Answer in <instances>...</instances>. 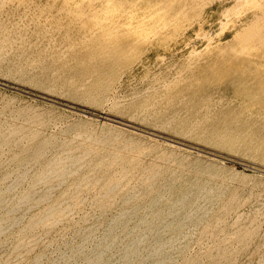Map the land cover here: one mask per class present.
I'll list each match as a JSON object with an SVG mask.
<instances>
[{
  "label": "bare ground",
  "instance_id": "6f19581e",
  "mask_svg": "<svg viewBox=\"0 0 264 264\" xmlns=\"http://www.w3.org/2000/svg\"><path fill=\"white\" fill-rule=\"evenodd\" d=\"M27 1H23L25 9L6 10L0 17V71L24 74L27 80L51 88L60 85L66 93L84 95L93 103L128 69L138 50L153 47L156 40L163 42L165 35L170 38L183 20L199 18L213 0H180L174 9L172 0ZM259 2L236 0L230 13L235 16L243 8L242 18L217 23L214 34H229L220 44L206 47L210 33L184 42L188 51L196 48L191 55L205 51L206 57L191 60L189 66L183 63L184 68L175 74H155L138 98L113 102L119 115L106 114L138 126L103 117L142 131L171 129L231 152L246 153L252 166L264 171V3ZM175 20H181L179 26L172 23ZM12 50L17 54L13 56ZM73 69L81 74L73 77ZM144 69L153 70L149 65ZM48 94L95 109L93 104L62 97L65 93ZM27 108L0 130V146L17 135L26 137L29 144L34 142L37 128L48 118L44 120L40 114L24 118ZM123 113L141 114L142 119H127ZM80 124H68L61 134L52 133L33 143L30 158L3 176L2 181L9 182L0 186V234L9 233L16 242L0 264L23 259L47 232L86 205L90 210L71 234L50 255L41 252L34 256L32 264L44 259L43 264H175L196 238L204 243L189 264H234L253 241L251 254L258 257L257 264H264V233L257 238L256 226L264 196L248 203L247 196L232 192L226 178H220L230 173L219 168V163L203 160L190 165L189 155H177L170 147L147 159L158 144H144L139 134H127L125 127L112 122L103 124L100 131L77 132ZM20 155L16 151L10 157L14 161ZM27 203L40 207L20 224L16 215ZM210 236L217 238L206 242Z\"/></svg>",
  "mask_w": 264,
  "mask_h": 264
},
{
  "label": "rangeland",
  "instance_id": "374dc122",
  "mask_svg": "<svg viewBox=\"0 0 264 264\" xmlns=\"http://www.w3.org/2000/svg\"><path fill=\"white\" fill-rule=\"evenodd\" d=\"M17 1L18 0H16L15 2H14V0H0V7H1L0 8V17L2 15H6L8 12L21 11V10L26 8L27 4L23 3L24 0H19L20 3ZM259 1H260L259 3H264V0H259ZM181 3L182 2L180 0H177V1L172 0L171 1L172 8L174 9L177 5H180ZM235 3H236V0H232V1L231 0H215V1L213 0L202 11V13H201L202 17L200 16L199 18H196L193 20H191V19L183 20L184 23L181 24V26L179 28L176 27L178 30L176 29L175 34L171 35L170 38H168L166 35L164 36L166 38L165 39L166 41L163 40V38L161 37L159 40H163V42L156 40V41H153V47L143 46L141 48V50H138V53L134 56L135 60H133V62H131L129 64L130 65L128 67L129 70L126 69L120 76H118L116 78V80L110 82L108 84L110 87L108 86V88H106L102 92V94H104V95L101 98H99L98 100L94 101L93 103H89L88 99H86L87 97L84 95L80 96V95H75V94H71V93H66L65 89H63L62 86H60V85L59 86H53L54 88L53 87L51 88V86H46L40 82H36V81L33 82V81L27 80V78L24 74H18V75L13 74L12 75V73L9 74L8 71H0V107H1L0 108V114L1 115L3 114L0 117V123L2 122L1 126H0V130L4 129L5 126L7 125V123L13 121V119H11V118H14L15 116H17L21 110H26L27 107H28L27 108L28 112L25 113V116H23L24 118L30 117V116L35 115V114L42 115L41 118L44 120L48 118L47 120L44 121V123L40 127L37 128L38 134H37L34 142H31L29 144L26 137H23V135H17L16 137L12 138L10 140V142H7L4 145L0 146V165L2 164V166L0 167V182H1L0 186L2 187L5 185L6 182H9L8 179L6 180V182L2 181L4 179L3 176H5L6 174H12L10 172L13 169L19 167L20 164L23 165L26 162V160H28V158H30V155L35 151L34 147L36 145V142H39L40 140H42L45 137H48L52 133H60L61 129L68 126V124L71 125L73 123H81L77 127V132H83V131H86L88 129H95L97 131L98 130L100 131V129H102L104 127L103 124H105L106 122H112L114 124L125 127V131L127 134L128 133L133 134L134 136L139 134L138 137H141L145 141V142L143 141L144 144H147L150 141L151 142L148 144H151L153 142H154V144H152V145L158 144L157 146L160 149L157 146H154V148L149 152L147 159H151L152 157L158 155V153L160 151H162L163 148H165V147L169 148L170 147L169 149H172L174 151V153L177 155L181 154L182 152H183L182 154H185L186 156L189 155L188 156L189 158L187 160L189 161L190 165L196 163L197 161H203V160L206 163L212 164V165L213 164L216 165L215 163H219V165H220L219 168H222V169H224L230 173V174L224 173L223 176L220 178H222V179L226 178L225 180L228 181L226 183H228V185H231L229 188L232 192H234L235 194H239V195L241 194V196H247L249 198L248 203L255 200L258 196L263 197L264 196V171L253 167L252 163L250 161H248L250 159V157L246 153H241V152H237V151L231 152V151H229V149L223 147L222 145L209 143V142H206L203 140L200 141L199 139H196L190 135L187 136L181 132H176V131H173L171 129L165 128L167 131H165V129L163 131L162 130L163 127L155 126L153 124H150L149 122L148 123L146 122V124L158 127L159 130L163 131V133H162V131H153L150 129H148V130L145 129L144 130L145 132H144V131H142V129L140 130V129H136L135 127L125 126L121 123L114 122L111 120H107L106 118L103 117L104 115L109 116L108 114H106L109 112L113 113V114L119 113L118 111H115V106L113 105V102H115V105H116L117 103H120V102H129L130 100L138 98V96L140 94H142L145 91V89H147L144 87H147L151 84V81H152L151 79L154 78L153 76L155 74L158 73V74L166 75L167 72L175 74V73H177V71L180 68L182 69V67L184 66L183 63H186V66H187L188 64L190 65L192 62L191 60H193L195 58L206 57L208 55L207 54L208 52H205V51L203 52V49H198V48H197V51L203 52V53L201 55H191V53L196 48L192 49V51H188V49H185L186 43H190L189 40L193 39L194 37L196 38L198 36L202 37V34H206V33H210L212 35L210 39L205 40L204 44H206V47L210 46V45H218L221 42H223L229 34L228 33H221L220 35H216L213 33V31H214L217 23L220 22L221 20H234L236 18V21H237L238 19L242 18L241 13L244 10L243 8L240 9V11H239L240 13L235 15V16L230 13L231 12L230 9L232 8V6ZM22 4L24 5L23 7L21 6ZM225 8H228V10H225ZM173 9H172V11H173ZM6 10H8V12ZM173 12H176V11H173ZM238 15H240V16H238ZM180 21L181 20H179V21L175 20L172 23L175 26H179ZM50 22L51 21H47L46 24H49ZM198 23H200L201 26ZM208 24H210V25H208ZM208 26H210V27H208ZM173 28H175V27H173ZM180 32H182V33H180ZM160 35H161V31H160ZM181 40H182V42H180ZM184 42H186V43H184ZM184 50L186 51L185 53H184ZM174 52H178V54L173 56ZM10 53L13 56L17 54V52L14 50L10 51ZM188 53H190L189 54L190 56L188 55ZM159 54H162V55H159ZM187 58H188V60H187ZM157 59H159V61ZM169 62H173L174 64L173 63L169 64ZM133 64H134V66H133ZM147 65L151 66V68L153 69L152 72L150 69L147 70V72H145L144 68ZM80 74H81L80 71H78L77 69L71 70V75H73V77L79 76ZM4 75H7V77L5 76L6 77L5 78ZM1 77H4L5 79H2ZM17 78H18V80H17ZM134 78H136V79H134ZM8 80H11V81L8 82ZM14 80L17 83L12 82ZM29 82L32 84H30ZM11 85H12V87H11ZM34 85H36V86H34ZM49 87H50V89H49ZM25 90H28V91H25ZM49 91L51 94L54 93L57 96H61L62 93H65V94H63L62 97L68 98L70 100H74L78 103L85 104V105L93 104L95 109L88 108L84 105L76 104V103H73V102L68 101L66 99H62V98L50 95V94H48ZM141 91H142V93H141ZM44 92H47V93H44ZM38 93H39V95H38ZM136 93L138 94L137 96H135ZM55 97H56V99H55ZM127 98H129V99H127ZM52 99H55V100H52ZM60 102H64V103H60ZM65 103L75 104L76 106H79V107L82 106V108H86L87 110H89L90 113L82 111L80 109L72 108L70 106L65 105ZM23 107H25V108H23ZM29 108H31V109H29ZM41 110H44V111L41 112ZM43 114L45 115V117H43L44 116ZM50 116H51V118H49ZM129 116L130 115H128V114L125 115V113H123V117H126L127 119L132 120L133 117L135 118V119H133L134 121H137V120L141 121V119H142L141 114H139V117H138V115H133V117L132 116L129 117ZM110 117H113V118L120 120L122 122L127 121L125 119H121V118H118V117H115L112 115H110ZM48 120H50V121H48ZM127 122L129 123V121H127ZM130 124L136 125V124L131 123V122H130ZM101 125H103V126H101ZM55 126H57V128ZM136 126H138V125H136ZM41 127H42V129H41ZM52 127H54V128H52ZM52 131H54V132H52ZM152 131H153V133H152ZM154 132H156V134ZM168 133H171L172 135H170ZM174 134H176V136ZM180 135L183 138L185 136V139L188 138L192 141L195 140L196 143H193L191 141H187L185 139H181ZM167 136H169L170 138L173 136L172 137L173 139L176 138L177 140H180L182 142L192 144V145L194 144L195 146H198V147L200 146V149H195V148L188 146L186 144H183V143H180L177 141H173V140H169L166 138ZM17 138H19V139H17ZM147 140H149V141H147ZM204 145L215 148L217 150L215 151L214 149H211L209 147H205ZM27 147H29L28 151H27ZM13 148H15V149H13ZM208 150H210V152L215 151L216 153H219L220 155H224V157H218L217 155L210 153ZM16 151L17 152L21 151V155L13 161L11 159L12 153L14 154ZM186 151H187V153H186ZM222 151H223V153H222ZM26 152H28V153H26ZM153 152H154V154H153ZM177 152H179V153H177ZM230 152H231V154H228ZM189 153L191 154V156ZM196 156H197V158H196ZM7 158H10V159H7ZM2 159L4 161L7 159L8 161L6 160L7 162L5 161L6 163L3 164L4 161ZM253 159L257 162L262 163V160H260V159H255V158H253ZM1 161H3V162H1ZM221 165H223V166H221ZM231 169L234 170L235 173H234V171H230ZM231 172H233V173H231ZM237 172H238V175H237ZM233 175H235V177ZM232 176H233V178H232ZM47 201H45V202H47ZM232 201H233V199H232ZM232 201L230 203H232ZM248 203H247V205H248ZM32 205L36 206V204H34V203H29V204L27 203L24 206H22L21 210L18 211V213L16 215L17 216L16 221L22 220L21 222L20 221L19 222H20V224H23L27 221L28 217H30L34 212L38 211L40 205L37 204L36 207L32 206ZM27 206H29L28 207L29 211L26 210ZM30 207L32 208V210ZM24 210L26 212L23 214H25L26 217L23 218L24 215L22 214V212ZM89 210H90L89 205H86L85 207H83L81 209L75 210L71 214L72 216L70 215L67 219L59 222V224H57L56 227H53L49 232H47V234L42 239H40V242L38 241L36 243V245H34L32 247L33 250L30 249L27 252V254H25L23 259H19L17 261L13 260V262L11 261L7 264H10V263L14 264V261H15V264H29V263L32 264V260H33L34 256H36L37 254L43 252V253H47L48 255H50L53 252L54 248L56 246L60 245L63 242V240L71 234V230L75 226V224H77V221H79L81 216ZM21 214H22V216H21ZM232 215H233V213H232ZM256 220H257L256 223L258 222L256 225V226H258L257 227V232H258L257 238H258V236H260V234L264 233L263 232L264 226H262L264 224V208L261 210L260 214H258ZM46 236H47V238H46ZM216 238H217L216 236H210L205 240H206V242L207 241L209 242L210 240H213ZM15 242H16V238L12 237L11 235L9 236V233L0 234V253H1L0 254V263L4 257L3 254L4 253L7 254L8 252H10V249L13 247ZM203 243H204V241H199L196 238L191 244H189L186 247V249L179 256V258L177 259L175 264H189L188 263L189 258H191V256H193L195 254V251ZM254 244H255V241L251 242L250 244H247V247L243 248L245 250L240 252V254L237 257V259L235 260L234 264H257L256 260L258 257L257 256L254 257V255L251 254L252 249L254 248ZM36 246H37V248H35ZM44 262H45V259L42 260L41 264H43Z\"/></svg>",
  "mask_w": 264,
  "mask_h": 264
},
{
  "label": "water",
  "instance_id": "95a60500",
  "mask_svg": "<svg viewBox=\"0 0 264 264\" xmlns=\"http://www.w3.org/2000/svg\"><path fill=\"white\" fill-rule=\"evenodd\" d=\"M25 91H28V90H25ZM60 103H64V102H60ZM65 105H67V106H70V107H72V108H76V109H80V110H82V111H85V112H88V113H90V111L89 110H87L86 108H82V107H79V106H76L75 104H70V103H65ZM105 117H110V116H107V115H104ZM111 119H115V118H112V117H110ZM117 120V119H116ZM118 121H120V120H118ZM123 122H125V121H123ZM125 123H128V122H125ZM130 124V123H129ZM171 139H173V138H171ZM176 141H178V140H176ZM183 144H186V145H188V146H191V147H193V148H195V149H200L198 146H195V145H192V144H188V143H185V142H182ZM210 153H212V154H214V155H217V156H219L220 154H218V153H216V152H210ZM224 157V156H223Z\"/></svg>",
  "mask_w": 264,
  "mask_h": 264
}]
</instances>
